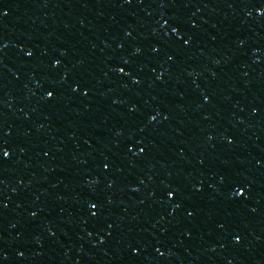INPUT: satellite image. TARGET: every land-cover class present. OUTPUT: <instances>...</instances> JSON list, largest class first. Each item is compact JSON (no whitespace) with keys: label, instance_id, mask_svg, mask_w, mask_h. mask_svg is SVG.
I'll list each match as a JSON object with an SVG mask.
<instances>
[{"label":"water","instance_id":"obj_1","mask_svg":"<svg viewBox=\"0 0 264 264\" xmlns=\"http://www.w3.org/2000/svg\"><path fill=\"white\" fill-rule=\"evenodd\" d=\"M258 8L0 0V264H264Z\"/></svg>","mask_w":264,"mask_h":264},{"label":"snow or ice","instance_id":"obj_2","mask_svg":"<svg viewBox=\"0 0 264 264\" xmlns=\"http://www.w3.org/2000/svg\"><path fill=\"white\" fill-rule=\"evenodd\" d=\"M257 11L258 12L264 11V8H258ZM3 14H4L3 12H0V15H3ZM173 31H176V29L173 28ZM184 43L187 44L188 41L186 40ZM53 63L54 64H58L59 61L54 60ZM119 71L123 73L124 72V69L123 68H120ZM46 95L49 96V97H51L53 95V92L49 91V92L46 93ZM150 119H155V116L150 117ZM0 155H2L4 157H7L9 155V152L7 150L3 149L2 147H0ZM105 167H107V165H105ZM244 187H246V185ZM242 192H243V188L238 186V187H235L234 188L233 194L236 195V196H239V195H241ZM167 195L169 197H171V196H173V192L172 191H169V192H167ZM92 207H95V205H92ZM236 239H239V237H237ZM135 251H136V249L133 248V252H135Z\"/></svg>","mask_w":264,"mask_h":264}]
</instances>
